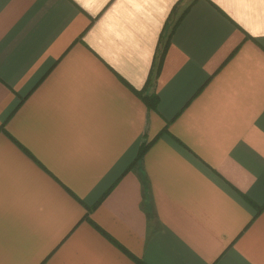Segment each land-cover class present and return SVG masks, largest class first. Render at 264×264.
<instances>
[{"label": "crops", "instance_id": "0c3cea01", "mask_svg": "<svg viewBox=\"0 0 264 264\" xmlns=\"http://www.w3.org/2000/svg\"><path fill=\"white\" fill-rule=\"evenodd\" d=\"M0 264H264V0H0Z\"/></svg>", "mask_w": 264, "mask_h": 264}, {"label": "trees", "instance_id": "16d2710c", "mask_svg": "<svg viewBox=\"0 0 264 264\" xmlns=\"http://www.w3.org/2000/svg\"><path fill=\"white\" fill-rule=\"evenodd\" d=\"M147 104L149 105L150 108H155L156 107V97L155 96H150L147 98ZM144 152V149H141L139 152V156L142 155Z\"/></svg>", "mask_w": 264, "mask_h": 264}]
</instances>
